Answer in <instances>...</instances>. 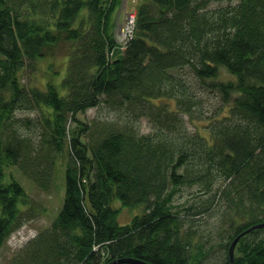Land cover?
Segmentation results:
<instances>
[{"label": "trees", "instance_id": "16d2710c", "mask_svg": "<svg viewBox=\"0 0 264 264\" xmlns=\"http://www.w3.org/2000/svg\"><path fill=\"white\" fill-rule=\"evenodd\" d=\"M121 1L0 0V248L43 210L6 167L49 192L67 154L7 264H264V0H142L125 44Z\"/></svg>", "mask_w": 264, "mask_h": 264}, {"label": "rangeland", "instance_id": "374dc122", "mask_svg": "<svg viewBox=\"0 0 264 264\" xmlns=\"http://www.w3.org/2000/svg\"><path fill=\"white\" fill-rule=\"evenodd\" d=\"M140 1L142 0H122L120 6L117 9L116 14V26L114 29V32L116 34V39L118 43L125 44L126 39L124 38V33L121 31V28H123V18L124 15L128 12H134L136 13V8L139 5ZM238 0H230L222 3L223 5H226L228 2L237 3ZM219 3H213L212 6H218ZM49 61H43L39 65V70L36 72H31V70H28L29 78H32L35 74V79L37 82L42 83L44 82L45 78L47 80L52 79L53 81H58L60 78L53 77L52 73L48 70L47 65ZM24 80L26 78L24 77ZM27 81V80H26ZM43 84V83H42ZM100 112L97 108H89V111L86 113L78 114V116L84 120L89 121L90 119H93L98 115ZM187 121V127H189L192 131L194 129L193 124H196L199 126L200 132L204 137L209 138L207 130L204 131L201 128V121H194L193 123L189 121V118L186 117ZM142 129L143 132H149L151 130L150 125L147 121V119H143L142 121ZM207 135V136H206ZM64 155L60 158V168L61 171L58 174V179L56 181L55 186L53 189L49 192H44L40 190L38 187H36L31 180L24 177L18 167H6V173L8 175L13 176L14 178H17L20 183L23 185L24 188H26L27 193H29L30 197L33 199L35 205L39 208H42L43 210L39 212V215L35 217L32 220H28L29 222L25 223L21 228H19L16 232H14L11 236H9L5 242V244L0 248V264H7L8 261L16 255V253L19 252L23 247H25L29 240L34 238L36 235L40 233V230L49 226L52 218L56 215V213L59 210V206L62 202V195L64 194L65 187L64 185V175H62V172L65 168V159L67 158L66 151L63 153ZM180 194V199L185 200L188 195L190 194L189 191L185 188H183ZM113 206L120 208V220L123 223H127L133 215H136L137 212H140L142 210V207H139L137 209H131V208H123L119 205L117 201L113 204ZM214 222H219L217 218L211 219L209 222V226L212 227ZM218 224V223H216Z\"/></svg>", "mask_w": 264, "mask_h": 264}, {"label": "built area", "instance_id": "2783aa9c", "mask_svg": "<svg viewBox=\"0 0 264 264\" xmlns=\"http://www.w3.org/2000/svg\"><path fill=\"white\" fill-rule=\"evenodd\" d=\"M136 13L134 12H128L124 15L123 18V28H121V31L124 33V38L123 39H128L129 36L133 34V30L135 28L136 24Z\"/></svg>", "mask_w": 264, "mask_h": 264}, {"label": "water", "instance_id": "95a60500", "mask_svg": "<svg viewBox=\"0 0 264 264\" xmlns=\"http://www.w3.org/2000/svg\"><path fill=\"white\" fill-rule=\"evenodd\" d=\"M233 247H234V245H233ZM233 247H232V248H233Z\"/></svg>", "mask_w": 264, "mask_h": 264}]
</instances>
